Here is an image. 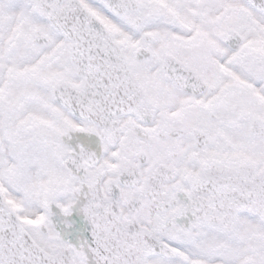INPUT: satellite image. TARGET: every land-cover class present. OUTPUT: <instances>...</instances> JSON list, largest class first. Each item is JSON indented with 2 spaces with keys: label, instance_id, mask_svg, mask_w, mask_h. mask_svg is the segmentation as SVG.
<instances>
[{
  "label": "snow or ice",
  "instance_id": "snow-or-ice-1",
  "mask_svg": "<svg viewBox=\"0 0 264 264\" xmlns=\"http://www.w3.org/2000/svg\"><path fill=\"white\" fill-rule=\"evenodd\" d=\"M0 264H264V0H0Z\"/></svg>",
  "mask_w": 264,
  "mask_h": 264
}]
</instances>
